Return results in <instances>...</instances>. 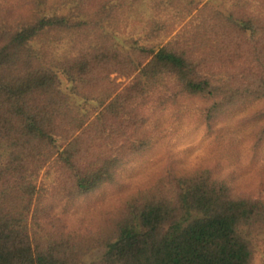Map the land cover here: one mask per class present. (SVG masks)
<instances>
[{"label":"trees","instance_id":"trees-1","mask_svg":"<svg viewBox=\"0 0 264 264\" xmlns=\"http://www.w3.org/2000/svg\"><path fill=\"white\" fill-rule=\"evenodd\" d=\"M190 119L264 146V0H0V264H252L264 192L123 174Z\"/></svg>","mask_w":264,"mask_h":264},{"label":"rangeland","instance_id":"rangeland-1","mask_svg":"<svg viewBox=\"0 0 264 264\" xmlns=\"http://www.w3.org/2000/svg\"><path fill=\"white\" fill-rule=\"evenodd\" d=\"M238 113L235 115H240ZM233 117L227 122L217 121L214 127L225 124L221 131L224 128L231 130L236 123V117ZM170 129L167 136L145 154V159L135 161L123 174L136 179L144 170L152 167L160 155H164L184 168L202 164L216 167L220 175L226 176L233 185L251 195L264 192V146L254 153L250 138L243 133L235 135L237 138L234 139L227 137L217 141L213 130L208 131L203 123L192 119L183 120L175 130ZM227 143H231V146H226ZM252 240V264H264V232L255 234Z\"/></svg>","mask_w":264,"mask_h":264}]
</instances>
